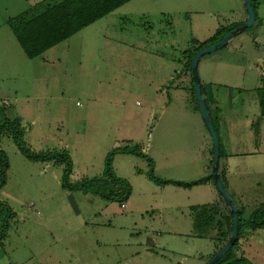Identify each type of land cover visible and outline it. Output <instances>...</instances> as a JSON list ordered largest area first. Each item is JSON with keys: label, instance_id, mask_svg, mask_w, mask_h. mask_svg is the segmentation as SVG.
Here are the masks:
<instances>
[{"label": "rangeland", "instance_id": "obj_1", "mask_svg": "<svg viewBox=\"0 0 264 264\" xmlns=\"http://www.w3.org/2000/svg\"><path fill=\"white\" fill-rule=\"evenodd\" d=\"M47 1L0 0V121L22 115V127L27 129L25 139L35 152L62 150L55 148L53 138L66 132L86 141L94 138L90 143L97 146L93 152L96 166L106 145L115 141L118 142L110 152L122 147L142 150L145 140L152 148L146 156L114 155V173L132 184V194L125 202L128 209L122 210L119 202L63 189L62 167L30 162L10 138L4 137L3 149L11 165L7 185L0 189V201L8 203L17 217L11 222L9 237L0 245V264H78L75 255L82 258V264L93 262L97 249L94 241L104 231L127 234L134 228L146 233L164 226L152 211V202L159 205L161 200H186L189 191L174 184L162 187L153 183L149 175H156V169H203L206 161L204 151L196 148L195 137L188 143L192 150L181 140L185 126L194 128L188 108L197 106L190 98L191 84L186 85L180 72L189 54L216 35L218 24L238 25L247 13L243 0H132L30 59L9 21L30 9L35 11L40 4L25 19L41 14L47 9ZM262 9L259 14H264ZM255 33L251 28L238 34L224 49L203 57L199 63V75L205 82L211 79L225 84L224 101L233 100L236 108L257 116L247 130L253 156L244 160L248 174L240 184L246 216L264 202V160L260 158L264 153L255 154L253 149L258 140L264 143V120L258 115L262 111L260 87H264V41L259 40L257 45ZM158 71L174 74L175 80L167 79L162 88ZM203 125L212 144L207 164L211 176L214 146L204 122ZM160 146L164 148L157 152ZM104 170L105 167L73 169L71 179L76 182L83 177L102 178ZM178 173L164 170L163 174L172 178ZM216 193L224 204L218 189ZM187 211L185 205H180L179 215H175L178 220L184 219L183 226L193 228ZM210 217L218 219L219 215ZM135 222L138 229L133 226ZM1 223L0 219V226ZM217 234L214 225L209 230L201 229V238L186 237L195 244L194 256L200 257L187 264H207L219 246ZM107 237L103 235L106 240ZM242 242L246 241L240 242L241 247ZM243 250L250 264H264V229L253 233ZM103 252L114 254L111 246Z\"/></svg>", "mask_w": 264, "mask_h": 264}, {"label": "crops", "instance_id": "obj_2", "mask_svg": "<svg viewBox=\"0 0 264 264\" xmlns=\"http://www.w3.org/2000/svg\"><path fill=\"white\" fill-rule=\"evenodd\" d=\"M263 7H264V2H261L257 7V14L260 19V22L257 28L255 29V32H257L255 33V42L257 43V45H260L259 43L260 41H264V32H263L264 14H262L261 12L260 14L258 13V11ZM262 10L264 11V9ZM247 17L248 15L246 13L245 20L240 23H245ZM220 28H222V26L221 24H218L216 27V31ZM180 76L183 77L184 82L186 83V85H188L190 79L189 77H187L184 70L180 72ZM158 77H159L158 79H160L161 81L162 88L165 85V81L167 79L172 81L175 80L174 74H169V73L164 74L162 71H158ZM253 80H255V78ZM201 81H203L202 84H207V86L208 85L212 86V94H210L211 96L210 95L209 96L213 99V103H211V109L213 115H216L218 117L219 138L225 151V158L222 160L220 166L226 176V181H227L226 190L232 197L237 207L242 208L245 210V212H247V205L243 201L240 184L244 179V177L246 179L248 174L247 168L245 167L246 165L244 164L245 162L244 160H247L248 157L253 156L249 152L251 151L250 139L248 142L246 139V134L248 128L252 125V123L254 122L257 116H255L256 114L255 115L247 114L244 108H239L238 106L236 108V106L232 104L233 100L232 103L224 101L222 93L224 92V89L226 87L225 84H222L221 82L211 79H208V81L205 82L201 78ZM262 88L260 87V89ZM258 89L259 88L256 89L257 92ZM163 93H165V90H163ZM166 94L168 93L166 92ZM239 96H243L242 93H240ZM188 109L190 111V115L192 114L190 121L192 122L191 125L194 126V128L191 130L185 126V128L183 129L184 137L181 140L182 141L184 140L183 143L187 146L188 149H190L191 147L188 143L190 142L191 139L193 140L195 137L196 139L193 141H195L197 145L196 148L200 147L204 151L206 155L205 156L206 161L204 163L203 169H194L190 167H185L186 169H156L155 170L156 176L162 180H173L183 183H195L199 180H202L210 176L211 169H208L207 164L209 160V155L211 154L212 144L209 142V139L207 138V135L205 133L206 129L204 128L203 121L197 109L192 107V105H190ZM260 113L261 114L258 115L263 116L262 120H264V115H262V111H260ZM7 117L11 119L20 118L22 126L25 127V118L22 115L18 114L17 117L14 116L12 117L7 116ZM34 124L35 123L33 122L32 125L34 126ZM193 131L195 132L197 131L196 134H193ZM88 138L90 139V140L87 139L89 142L83 140L82 136L76 135L73 138L68 132H66L64 134H60L59 137H55L53 139H54V143H56L55 148L63 149L70 153L74 161V169H79V168L104 169L105 157L107 153L110 152V150L116 146L118 141H115L110 146L106 145L105 150H103L104 151L103 154L100 156L101 157L100 164L96 166V163L93 160V152L96 153L97 146H91L90 142L93 141L94 138L91 137ZM3 139L0 144V149L4 151ZM199 144L201 146H199ZM256 144H257L256 148H253L256 151L254 153L257 154L259 152V155L264 153L263 140L262 139L260 141L258 140ZM142 145H143L142 151L146 155H148L152 148L151 144L147 143L145 140V143H143ZM161 148H164V146H160L159 148H157V152L160 151ZM260 158L261 160H264V155L261 156ZM44 164L45 167L48 168L51 167L52 165L51 163H44ZM164 170L165 172H168L170 170H177L179 173L176 174L177 176L174 177L171 176L172 178H166V176L163 174ZM261 173L263 172H260V174ZM148 184L151 183L149 182ZM262 185L263 182H260V187ZM169 186L171 185H165L162 187H169ZM178 187L180 189L189 191V197L186 200H182L179 198H174L168 201L161 200L159 205L155 202H152L150 206L151 209H153L152 211L155 213L156 218H159L164 223V226H160L161 228H158L157 230L152 228L150 231H147L146 233H144L143 231L134 230V228H132L131 231L128 232L127 234L123 232L119 233L117 231L116 232L104 231L106 233H102L100 239H96L94 241L95 248L97 247V249L93 252V255L96 256V260L93 262L89 261L83 264H187V262H189L190 260H193V262H197V260L200 259V257L194 256L193 254L195 244L194 243L191 244L189 240L185 239L188 236L201 238L200 230L198 229L197 226L195 228L194 225L195 224L194 209L197 208L195 211L198 212L200 211V207L216 204V205H220L219 208L223 213H227V210L225 205L222 203V201H219V199L217 198V194H218L216 193L217 189L215 184L212 182L194 185L190 188H186L182 186H178ZM180 195H183V193H180ZM263 203L264 202H261L259 205ZM180 205H185V209H187L188 210L187 212L190 213L189 215L192 218V222L194 226L193 228L191 227L189 228L187 225L183 226L181 221L184 219L178 220L177 217L179 215L178 208ZM121 208L122 210L124 209L122 207V204H121ZM127 209L128 206L124 210ZM175 213L176 214L178 213V215L176 216ZM137 216L139 217L140 215ZM133 226L137 228L138 224L135 222ZM103 235H109V237H107V240L103 238ZM141 237H144L143 241H140ZM248 241H246L245 243L242 242L243 244L242 249H244ZM218 245L219 246L216 247L215 254L223 248L221 242L220 243L218 242ZM107 246L112 247L114 254L103 252V250H105ZM243 251L246 257V251L245 250ZM74 257L77 258L78 264L82 262L81 261L82 258H80L79 256L75 255ZM195 264H200V263H195Z\"/></svg>", "mask_w": 264, "mask_h": 264}, {"label": "trees", "instance_id": "obj_3", "mask_svg": "<svg viewBox=\"0 0 264 264\" xmlns=\"http://www.w3.org/2000/svg\"><path fill=\"white\" fill-rule=\"evenodd\" d=\"M131 1L132 0H48L47 2H44L48 4H46L47 9L41 14L25 19L28 14L30 15L31 13L33 14V12L37 11L41 6L40 4L35 11L31 12L30 9L18 19L9 21V25L28 58L34 59L70 39L97 21L112 14L117 9L130 3ZM251 2L257 15L256 23L252 28L256 29L260 22L257 14V7L261 2H264V0H251ZM37 20L38 22L35 24ZM243 24L244 23L225 27L223 26L217 31L216 35H214L212 39L201 43L195 51L189 54L184 71L189 77L190 84L192 86H190V92H193H191L192 94L190 95L191 101L193 100L192 102H195L198 111L199 109L195 97V84L191 71V61L193 56L198 51L218 43L227 34ZM202 93L219 135L218 117L213 115L211 109V103H213V99L210 97V94H212V86L202 85ZM260 97L262 115H264V88L260 89ZM25 136L26 131L21 125L20 118L10 119L4 117L0 121V144L4 137H8L14 142L21 155H23L30 162L53 163L55 166L62 167L61 186L63 189L69 191H82L84 194L100 196L107 201H116L120 204H124L129 200L132 194V187L127 180L119 178L114 173L112 168L114 155L139 154L146 156V154L138 148L122 147L114 149L105 159V170L102 178L90 179L88 177H83L79 181L72 182L71 177L73 175L74 162L68 151L62 149L35 152L32 148H30ZM224 158L225 151L221 143L220 164ZM10 165L11 163L8 154L0 149V189L7 185ZM220 176L226 188V176L224 171L221 169V166ZM149 178L157 185L163 186L174 184L176 186L186 188H190L194 185L205 184L207 182H214L212 176L206 177L195 183L162 180L154 173H151ZM222 200L224 201L227 213H223L219 207L217 208L214 205H209L200 207V211L198 212L195 211L197 209L195 208L194 217L195 224L200 232L201 229L207 230L209 227H213L215 225V228L218 231L216 236L217 241L219 243L221 242L224 247L232 235L233 216L231 211L228 209L226 201L223 198ZM217 214L219 215L218 219L210 217V215L216 216ZM16 217L17 213L12 209V207L8 203L0 201V219L2 221L0 226V245L9 237L11 222ZM213 218L216 220L214 221ZM260 229H264V203L248 216L245 215L244 209L239 208L238 239L236 240L234 247L216 264H250L249 260L244 255L240 242L242 240L248 241L251 235ZM216 254H214L213 257Z\"/></svg>", "mask_w": 264, "mask_h": 264}, {"label": "water", "instance_id": "obj_4", "mask_svg": "<svg viewBox=\"0 0 264 264\" xmlns=\"http://www.w3.org/2000/svg\"><path fill=\"white\" fill-rule=\"evenodd\" d=\"M243 1H244L246 10H247V15H248L246 22L242 26L231 31L218 43L198 51L193 56L192 61H191V71H192V77H193L194 84H195V97H196V101L198 104V109L201 114L202 120L205 123V126L207 127V130L212 138L213 146H214V156H213L211 176L214 180V183L219 193L222 195V197L226 201L228 208L231 211V214L233 216V231H232V235L228 243L207 264H216L222 257H224L234 247L236 240L238 239V236H239V230H238L239 228V208L237 207L232 197L226 190L223 184V181L221 179V176H220L219 168H220V158H221V143H220V138L217 133L216 127H215V123L208 109L206 100L203 97L202 81L199 75V63L203 57L213 52H216L218 50L224 49L234 37H236L240 33L245 32L248 29H251L255 25L257 15L252 6V2L251 0H243Z\"/></svg>", "mask_w": 264, "mask_h": 264}, {"label": "built area", "instance_id": "obj_5", "mask_svg": "<svg viewBox=\"0 0 264 264\" xmlns=\"http://www.w3.org/2000/svg\"><path fill=\"white\" fill-rule=\"evenodd\" d=\"M122 207L125 209V208H127V205L126 204H122Z\"/></svg>", "mask_w": 264, "mask_h": 264}]
</instances>
